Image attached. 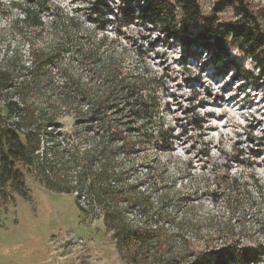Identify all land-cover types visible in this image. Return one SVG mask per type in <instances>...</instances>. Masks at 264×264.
I'll list each match as a JSON object with an SVG mask.
<instances>
[{"label":"trees","instance_id":"trees-1","mask_svg":"<svg viewBox=\"0 0 264 264\" xmlns=\"http://www.w3.org/2000/svg\"><path fill=\"white\" fill-rule=\"evenodd\" d=\"M252 5L216 0L206 13L200 0H92L91 32L50 0L11 2L29 58L0 65L10 117L0 125V190L12 183L23 191L24 168L52 192L77 194L79 210L103 220L126 264H264V195L256 181L253 192L229 168L214 175V210L203 212L170 194L156 200L137 192L130 180L136 158L174 151L188 126L203 130L211 117L198 112L204 100L194 101L181 108L186 123L174 134L165 117L171 77L152 68L149 53L171 42L185 51L201 46L213 58L235 53L253 66L243 70L234 60L236 77L264 84V7ZM227 11L234 18L222 20ZM131 28L137 36L126 35ZM109 29L114 38L105 36ZM247 137L255 157L264 155V137Z\"/></svg>","mask_w":264,"mask_h":264},{"label":"rangeland","instance_id":"rangeland-1","mask_svg":"<svg viewBox=\"0 0 264 264\" xmlns=\"http://www.w3.org/2000/svg\"><path fill=\"white\" fill-rule=\"evenodd\" d=\"M13 1L0 0L1 66L13 56L19 64L29 58L28 37L13 24L18 17V12L10 9ZM91 1L50 0L63 16L74 17L83 22V28L94 32L87 21ZM215 1L200 3L209 13ZM245 1L253 8L264 7V0ZM221 18L227 21L234 15L227 11ZM137 29L131 28L126 35L137 36ZM113 34L109 29L105 36L114 38ZM149 55L152 68L165 70L171 77L170 93L175 98L166 99L172 112L166 111L165 117L174 134H179L180 126L186 123L181 108L194 101L204 100L205 108L198 112L211 117L203 130L188 126L189 134L176 140L174 151L136 158L130 180L137 183V192L156 200L170 194L209 212L214 210L210 198L214 175H222L229 168L232 176L248 181L253 192L257 191L253 186L256 181L264 195V155L255 157V144L247 137L249 132L254 138L264 137V84L256 86L236 77L233 64L235 60L243 70H252L250 60L235 53L231 59L213 58L201 46L185 51L175 42L161 43ZM0 99V125L8 127L10 117L2 107L7 98ZM62 123L65 131L73 129L71 117ZM20 169L24 190L13 188L12 183L0 190V264H126L103 220L79 210L77 203L83 205V198L52 192L26 169Z\"/></svg>","mask_w":264,"mask_h":264},{"label":"crops","instance_id":"crops-1","mask_svg":"<svg viewBox=\"0 0 264 264\" xmlns=\"http://www.w3.org/2000/svg\"><path fill=\"white\" fill-rule=\"evenodd\" d=\"M7 260H9L8 258H6ZM22 261H27V260H25L24 258H20Z\"/></svg>","mask_w":264,"mask_h":264}]
</instances>
